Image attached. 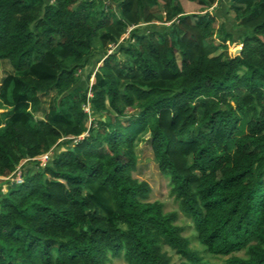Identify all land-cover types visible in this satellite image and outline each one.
Here are the masks:
<instances>
[{
	"label": "trees",
	"instance_id": "16d2710c",
	"mask_svg": "<svg viewBox=\"0 0 264 264\" xmlns=\"http://www.w3.org/2000/svg\"><path fill=\"white\" fill-rule=\"evenodd\" d=\"M215 2L0 0V175L34 161L0 193V264H204L132 174L144 131L203 249L264 264V0L226 1L233 55Z\"/></svg>",
	"mask_w": 264,
	"mask_h": 264
},
{
	"label": "rangeland",
	"instance_id": "374dc122",
	"mask_svg": "<svg viewBox=\"0 0 264 264\" xmlns=\"http://www.w3.org/2000/svg\"><path fill=\"white\" fill-rule=\"evenodd\" d=\"M228 0H216L214 5L210 6L208 8V11L215 14L218 20L222 21L227 28H229L232 31L233 39L229 41H225L226 43V53L233 55L237 52L238 47L240 46V43H238L235 37V34L238 30L237 25V18L234 17V11L232 9L227 10L228 8ZM162 12V11H161ZM163 14V12H162ZM169 20H153L149 23H142L138 26L141 28V26L147 27H163L165 24H168ZM129 26L128 28H130ZM127 35L126 31L121 35L120 38L125 37ZM216 36V33L215 35ZM114 44L107 46V52L110 51V49H114ZM220 50V48H217L216 51ZM100 61V60H99ZM99 61L94 59H91V63L85 65L84 68L89 67L91 71L94 70L95 66L99 63ZM11 67L9 62L6 59H0V79L5 75L6 72L10 71ZM90 71V72H91ZM81 72V79L80 82H82V69ZM89 82L92 81V73H90ZM51 90H46L44 93H42V102L35 107L32 108L34 114L36 116H42V111L46 109V103L49 98V96L52 94ZM87 107V105H85ZM147 132L144 131L140 133L135 141H134V150L136 154V165L134 170L132 171V174L136 176L139 179H144L148 182L150 186V191L148 194L149 200L158 199L162 202L163 210H176L177 212V218L176 223L182 226V234L189 238V245L197 250V253L201 257V261L204 262V264H225L224 260L227 255L224 254H215L206 252L203 249V246L197 241L195 237V233L192 229L191 223L187 217H185L178 209L177 203L174 200L173 196L169 194L168 192V185L167 180L164 176L160 174V172L157 169L155 160L152 157L151 151L148 147V137ZM55 152V148H52L49 150V158L46 160L47 162L51 159V154ZM20 162H23L20 166L17 165L15 168V172L11 174L13 177L15 173L17 174L18 171L25 170L26 168H29V166H33L34 161H26L24 159H21ZM11 183V180L9 178H3L0 177V193L3 192L8 184ZM166 247V246H164ZM167 252L171 255L172 260L177 261L178 255H176L171 249L166 247ZM238 255H242V251L235 252ZM107 263L110 264H128L126 263L123 258L120 256H112V258L109 259Z\"/></svg>",
	"mask_w": 264,
	"mask_h": 264
},
{
	"label": "built area",
	"instance_id": "2783aa9c",
	"mask_svg": "<svg viewBox=\"0 0 264 264\" xmlns=\"http://www.w3.org/2000/svg\"><path fill=\"white\" fill-rule=\"evenodd\" d=\"M85 110H87V107H83ZM49 149L48 150H46V151H43V152H41V153H39V154H37V155H35V156H32L31 158H33V159H36L37 161H38V164H43L44 162H46V160L49 158ZM17 167V166H16ZM15 171H13V173H14ZM12 174V173H11ZM11 174H8V175H4V176H2V175H0V177L2 176L3 178H9L10 180H11V182H19L20 181V175H19V171H18V173L16 174L15 173V175L12 177L11 176Z\"/></svg>",
	"mask_w": 264,
	"mask_h": 264
},
{
	"label": "water",
	"instance_id": "95a60500",
	"mask_svg": "<svg viewBox=\"0 0 264 264\" xmlns=\"http://www.w3.org/2000/svg\"><path fill=\"white\" fill-rule=\"evenodd\" d=\"M239 48H240V46L238 47L237 51L239 50ZM10 184H11V185H13V184H14V182H11Z\"/></svg>",
	"mask_w": 264,
	"mask_h": 264
}]
</instances>
